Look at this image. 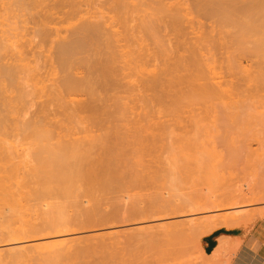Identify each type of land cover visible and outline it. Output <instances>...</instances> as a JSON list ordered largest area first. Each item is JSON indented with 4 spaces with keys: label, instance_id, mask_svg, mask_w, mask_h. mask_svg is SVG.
I'll return each instance as SVG.
<instances>
[{
    "label": "bare ground",
    "instance_id": "obj_1",
    "mask_svg": "<svg viewBox=\"0 0 264 264\" xmlns=\"http://www.w3.org/2000/svg\"><path fill=\"white\" fill-rule=\"evenodd\" d=\"M13 1H9L13 3L10 6L16 3L14 7L23 9L22 14H17L28 40H25L24 47L22 43L21 46L14 44L17 48L12 46L11 50L18 49L15 52L8 51L10 47L4 44L0 45V96L3 97L2 94H7L15 85L16 89L23 93L25 91V95L20 96L21 99L17 98L21 103L15 99V104L13 99L16 97L12 94L7 97V94L6 100L2 98L3 104L8 101L10 105L7 102V106L2 107L9 106V111L4 108L2 110L9 113L14 107L22 106L20 110L27 113L36 108L30 114L37 121L33 122L27 113L31 121L23 123V131V124L18 128L19 125H14L17 120L14 118L12 127L16 126L15 129H19L17 132L11 128L12 118L9 115L13 116L19 110L15 108L9 115L0 110V138L6 137L0 140L3 142L8 136L14 140L15 137L20 139L24 132L29 134L27 131H30L32 138L34 135V139L37 136L43 137V128L45 130L50 127L53 131L48 130L50 136H47L52 135L58 142L51 144L47 142L48 137H44L46 144L41 141L40 144L38 141L41 138H36V145L30 137L35 145L26 143L31 147L30 151L34 147L31 154L29 148L19 150L15 147L14 152L12 149L6 150V147L0 150L7 154L5 158L0 155V160L3 157L1 161L10 164L6 166L8 168L4 175V169L1 168L5 166L0 164L1 220L9 213L12 217L16 216L21 208L16 200L15 189L12 191V187L8 186L9 182L11 184L12 180L18 178L16 174L20 167L12 163L13 158L15 160L12 153L17 159L22 155L31 158L27 164L33 165L28 167L27 181L32 179L37 186L35 192H31L34 193L32 195L43 197V200L44 197L54 196L56 200L66 199L68 203H75L73 201L79 197L85 198L94 192L106 193L115 189L113 186L123 181L121 178L124 172L129 168L130 171L137 163L141 164L139 159L135 163L127 159L128 155H140L152 145L164 144L162 142L169 133V137L175 132L181 134H174L175 137L172 135L175 140L170 144L164 141L168 147L163 146L166 147L165 152L160 147L163 153L169 149L182 153L194 150L222 157L230 154L231 158L243 154L250 156L264 150V102L260 105V96L257 97L262 89L260 85L264 82L261 77L264 76V64L261 65L262 71L260 68V59L264 56V0ZM17 36L22 35L17 33ZM245 63L249 64L248 68L244 67ZM20 75L24 76L22 85ZM4 85L8 86L7 89L11 85L8 92ZM181 88L190 91L184 92ZM178 93L181 95H176ZM184 93L188 95L181 99ZM189 98L197 102L200 99L205 107L198 111L199 114L193 112L195 115L187 120L184 128H178L179 121L176 123L177 128L174 125L172 128L169 124L167 126L168 116L175 114L172 109L176 110V106L179 107ZM169 103L170 108L177 104L171 108L172 112L168 110ZM52 107L62 111L54 108L52 111ZM119 123H123L122 128L118 126ZM8 127L14 130L13 134ZM53 137L48 139L53 140ZM155 148L159 150V147ZM25 177L21 178L24 181L20 179L21 188H25L22 187V183L25 186L27 182ZM255 183L251 189L252 186L255 189L258 181ZM259 186H256L258 191L252 189L253 192L247 191V194L239 191L242 188L244 190V186L237 188V192L231 189V193H226L227 196L224 194L208 199L195 211L181 213L176 206L171 209L179 208L175 214L179 220L184 221L192 235L202 234L205 225L208 226L211 220L216 219L217 224L213 227L209 225L206 227L207 232L204 231L210 236L220 227L231 229L245 224V218L248 223L255 212L252 208L264 203V171L260 175ZM56 203V213L51 211L52 215L48 211L47 215L51 213L47 225L53 230L69 222L63 217L62 205L59 207ZM259 213L264 216L263 208ZM12 217L9 216L10 220L4 218L3 223L7 220L9 224ZM238 242L237 246H232L225 236H220L211 254L200 248L201 251L196 250L199 253L197 255L202 258V264H222L229 254L235 253L242 245ZM64 253L58 252L55 256L57 261L52 264H59L66 255Z\"/></svg>",
    "mask_w": 264,
    "mask_h": 264
},
{
    "label": "rangeland",
    "instance_id": "obj_2",
    "mask_svg": "<svg viewBox=\"0 0 264 264\" xmlns=\"http://www.w3.org/2000/svg\"><path fill=\"white\" fill-rule=\"evenodd\" d=\"M9 1L0 0V12H2V14L0 13V45L2 46V44H4L7 47H10L8 48V51L15 52L18 49L11 50L12 46L14 48L16 46H19L21 43L22 46L24 45V43L26 45L28 35L26 31H23L22 28H24V25H21V20L18 17L20 14H22L23 9L21 8L19 10V6L14 7L16 3H14L13 6L11 5V8L10 4L12 2L9 3ZM91 1L96 2V0ZM4 7H6L7 9ZM11 9L12 11L9 12L8 10ZM17 12L19 15L17 14ZM10 13L12 15H10ZM18 28L20 29L18 30ZM17 33H19V35L21 34L22 36L18 37ZM23 36L26 37V39L23 38ZM14 44L16 46H14ZM260 57H262V55ZM263 57L260 59L261 71L264 67V65H262L264 64ZM248 66L249 64L245 63L244 67L248 68ZM262 72L264 73V71ZM20 77L21 78H19V80H21V83L19 82V80L18 82L22 85L24 83V76L20 75ZM261 77H263L264 79V76ZM260 81L261 83L263 82L262 78ZM7 84L8 82L5 85ZM263 86L264 82L262 83V85H260V88H262L260 89V95H257V97L260 96V99L258 97V101L260 100V105H262L261 103L264 102L262 98L264 97ZM7 87H5V90L7 89ZM10 87L6 90L7 92L9 91ZM178 88L179 87H177V89L175 88V93L177 92ZM180 90L183 89L181 88ZM186 90L190 91V89H184L183 91L186 92ZM24 93L23 91L16 89L15 85L14 87H11V91L7 93V97H9V94H12V96L16 98L12 97L11 100L14 98L13 101L15 104H17L16 101L20 103L22 102L20 100V96H24ZM179 93L176 95L180 96L181 94L179 95ZM7 94L3 93L2 95L4 96H0V110H2V108H4L5 106L10 105L8 101V103L5 102V104H3L4 101L2 100V98L6 100L7 97L5 96ZM171 94L172 96L175 95L173 93ZM184 95H186V93H184L183 97L180 98H184ZM191 95L192 93L190 94V96ZM172 96H170V98ZM18 97L20 99H17ZM15 99L17 100L15 101ZM11 100L9 99L10 103ZM167 100H169V98H167ZM173 100L174 99H172L170 102H172ZM191 100L192 99L189 98L184 102L181 101L182 104H179L178 102L179 107L176 106L177 104H174L176 106V110L173 108L174 105L172 104L173 106L171 108H173L172 110L173 112H175V114H171L173 115L172 119L171 115L168 116L167 120L169 119V123H167V126L169 124L171 128L173 127V125L177 128L176 123L179 121L178 128H184L189 121L188 119H190L191 116L195 115L192 114L193 112H197L199 114L201 109H203L204 103L200 99H198V102L197 100ZM199 101H201V103ZM256 101L257 100H255V103ZM20 103L18 104L20 105ZM166 103L168 102L166 101ZM2 105H4V107H2ZM167 105L168 110L170 111L171 108L169 105L171 104L169 103ZM16 107H14L9 113L5 111L8 110L7 108H9V106L4 108L5 110H2L6 113V115L7 113L8 115L12 113L13 110H19H16L13 116L11 114V116L9 115V118H12V120L10 119L12 125L10 123L9 125L6 124V126L11 125V128H13V122L16 121V123L18 124L14 123V125H19V128L25 121L29 122L32 120L33 122H35L36 119L32 117L31 114H33L36 108H32L31 110L27 111V113H29V116L34 119L29 120L30 118L27 115L26 111L20 110L22 109L20 108L22 106H19L18 108ZM53 108L54 107H52L51 110ZM56 108L54 109L59 110L58 108ZM172 110L170 112H172ZM60 111L62 110H59V112ZM14 118L17 120H15ZM62 119L63 117L59 120ZM18 120L21 122H18ZM181 120L182 122H180ZM170 122L172 123V125ZM119 124L118 126L121 127L123 123L120 125ZM153 124L154 122L151 123V125ZM16 126L13 129H15ZM23 126L24 124L21 127L23 128ZM18 128L17 130L15 129V131L18 132ZM8 129L10 128L8 127ZM13 129H10L9 131H12V134L14 133ZM45 130L46 133H44ZM45 130L43 128V132H41V135L43 137L40 136L39 138H41V140L39 141L37 140L39 139L37 138L38 136L36 137L37 139H34V135H32L33 138L31 137L30 131H27L29 132V134L24 132V134L20 136V139L18 137H15L16 139L14 140L10 139V136H8L7 140L3 141L4 143L0 140L4 144L3 146V144L0 142V150L5 147L8 151L10 149H12L11 151L16 150V148H18L19 150L21 148H29L28 150L31 154V152H33L32 149L35 147L32 139H34L36 145H38L36 143L37 141H46L44 137L46 138L50 136L47 131H53V128L50 129L49 127V129L47 128ZM23 131H25L24 128ZM17 132L15 133L17 134ZM82 134L80 136H82ZM174 134L179 135L181 133L175 132L172 135L174 136ZM84 135L86 134L84 133L83 136ZM167 135L164 139L168 141L167 144H170L172 140H175V136L172 139V135H170L171 138ZM51 137L53 136L51 135ZM51 137L48 138L51 139ZM4 138L6 139V137H3L2 140ZM48 138L47 142L49 141L51 144H56L58 142L55 137H53V140H50ZM17 139H19L20 142H17ZM164 141L162 143L166 144V142ZM29 142L34 146L32 147L31 151V145L29 144ZM26 143H28L30 146ZM43 144L46 143L44 142ZM159 144L160 146H158V144L157 146L152 145L145 150L147 152L144 151L143 154H138L140 157L137 154L134 155L135 153L128 155L127 159H130L134 163L139 161L141 162V164L143 163V165L139 163H137V165H134L132 162L131 164L129 163L131 166L134 165L131 170H133L135 167L136 168L132 172L131 170L129 171L130 168L128 170L126 169L127 171L124 172L123 177H120L123 180L121 183H118L120 185L117 186V184H115L116 186H113L115 187V189L112 188L110 192L107 191L106 193L94 192L93 194H91L92 198L90 199L88 198L91 197L90 195L88 197L86 196L88 199L83 195L85 198L79 197L77 199L79 201H73L75 203H71L72 201H69L70 203H68V200H61L58 198V196L57 198L59 200H56V197L54 196L53 198L44 197L45 200H43V197L39 198L37 196L35 197V195H32L34 193L31 194V192L36 190L35 187L37 186H35V183H33L32 179H28V181L30 182L27 181V177H29L27 171L30 169L28 167L30 165H33L29 163L30 165L28 166L27 164L28 160L29 162L31 161V158H29L30 156H27V153L25 155L29 159L25 158V156L22 155L23 157L20 156L21 159L19 157V160L17 159L18 157L14 156L15 154L11 152L13 154L12 158L15 157V160L13 158L14 161L11 159L12 163L16 164V167L17 164L20 165V171L16 168L18 170V173L16 174L18 178L15 179L16 181L12 180L11 184L9 182L8 186L12 187V191L13 188L15 189L14 191H16L15 193L17 194L16 200H18L17 203H20V206H17L21 208H19L18 212L16 213L18 216L16 215L12 217L10 213L9 215H7V220H10V218L12 217L11 222L8 221L9 224L6 223L7 220L3 223V221L7 218H5L6 215L4 216L5 219H0V264H52L54 261H57L55 256H57V253L61 251H64V254L66 255L59 261V264H202V258L198 256V252L200 248L204 249V238L208 237L206 233H204V231L207 232L206 229L209 225L212 224L211 226L213 227L214 224H217V220H211V224H207L208 226L205 225V230L203 228L202 234L200 232L199 234L192 235L190 231H188V227L183 223L184 221L178 219V216H176V211H178L179 208V212L181 211V213L186 211H195L199 209L200 206H202L208 199H211L213 197L215 198V196H225L224 194L231 193V191L237 192V188H240L241 186H244V190L241 187L242 189L240 188L241 190L239 191H243L244 194H247V191L249 193H251V191L253 192L252 189L254 188L252 186L251 189V185H254V183H257V181L260 185V175L264 171V150L257 153L254 152L255 154L250 156L249 154H243V157L239 156L241 158L236 157L237 155L232 156L235 158H230V154L224 155L225 157H222L218 154L215 155L214 153H211V156L210 153H206L205 151H199V153L198 151L194 150L188 152L183 151L182 153V151H175L174 149H169L168 152L166 149L167 152L163 153L165 152V148L168 146L161 143ZM255 146L256 144L253 147ZM7 147H9V149ZM151 147H153V149ZM155 147H159V150H157V148ZM160 147L164 148V151ZM1 152L2 151H0V153ZM176 152L178 155L176 154ZM2 153L0 155H4L5 158L7 154L4 153V151ZM137 156L138 158L136 159ZM2 158L3 157H1V160ZM240 159L242 161H239ZM1 160L0 164H3V166H5V168H1L4 169L2 170V174L4 175L5 169L7 170L8 168H6V166L10 164L5 163V160V162H2ZM260 168H262V172L260 171ZM24 176H26L25 180L27 182L25 181V186H23V182L22 187L25 188H21L20 179ZM1 178L2 177H0V179ZM21 180L24 181V179ZM252 181L253 183H251ZM258 183L255 185V189L259 186ZM237 184L238 186H236ZM18 186L21 189H19ZM246 189H250V191ZM81 194L83 193L81 192ZM48 198H50V200H48ZM80 200L83 203H81ZM54 202H57L58 204L56 203V205H58L59 207H61V205L62 207H64V209L61 207L62 211L64 210L63 217H65L66 222L69 221L63 227L55 230L51 229L49 225H47L50 222L49 218L51 213L54 211L56 213V210H54ZM175 206L179 208L176 210H172ZM96 207L97 209L95 210ZM262 208L264 210V203L252 208V210L255 209V212H252V216H250L251 214L249 215L251 217V220L249 219L248 223L245 218L244 221L246 222L243 225L231 229L220 227L214 232V234H216L219 231L225 230L226 232L234 233V235H222L225 236V239L230 241V244L232 243V246H234L235 244L237 246L238 241V244L240 242L242 243V245L238 247V250L235 253L229 254L225 258V261H227H224L222 264H264V216L262 217V215L259 213ZM82 209H84L85 213ZM48 211L52 212L49 213L50 215L47 217ZM249 216H247V218ZM54 244H58V246L54 247ZM216 247L214 248V250L216 249ZM212 252L208 254H211ZM198 258L201 259L198 261Z\"/></svg>",
    "mask_w": 264,
    "mask_h": 264
},
{
    "label": "crops",
    "instance_id": "obj_3",
    "mask_svg": "<svg viewBox=\"0 0 264 264\" xmlns=\"http://www.w3.org/2000/svg\"><path fill=\"white\" fill-rule=\"evenodd\" d=\"M220 236H222V235L212 234V235L204 238V249H205V251H207L206 253H210L214 250V248L218 244V238Z\"/></svg>",
    "mask_w": 264,
    "mask_h": 264
},
{
    "label": "trees",
    "instance_id": "obj_4",
    "mask_svg": "<svg viewBox=\"0 0 264 264\" xmlns=\"http://www.w3.org/2000/svg\"><path fill=\"white\" fill-rule=\"evenodd\" d=\"M215 235H234V233L226 232L225 230L217 232Z\"/></svg>",
    "mask_w": 264,
    "mask_h": 264
}]
</instances>
